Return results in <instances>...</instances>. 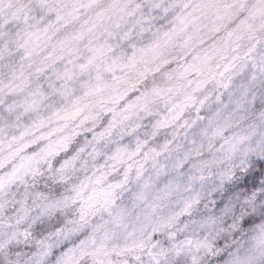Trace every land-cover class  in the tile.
Segmentation results:
<instances>
[{
  "label": "snow or ice",
  "instance_id": "obj_1",
  "mask_svg": "<svg viewBox=\"0 0 264 264\" xmlns=\"http://www.w3.org/2000/svg\"><path fill=\"white\" fill-rule=\"evenodd\" d=\"M128 18L141 31L163 26L148 44H133L130 55L114 52L109 39ZM204 29L209 35L225 32L222 46L211 44L197 52L205 44ZM60 32L62 38L52 43ZM130 36L125 31L120 39ZM241 42H246L242 51ZM177 47L181 55L166 54ZM261 49L264 0H15L10 15L0 10V143L11 149L8 159L18 157L24 167L39 153L54 150V144L40 147V141L53 131H67L56 143L66 147L83 133L79 151L90 147V155L105 161L90 178L93 195L77 217L59 216L51 228L37 226L27 253L0 241V255L34 253L31 264H145L147 256L158 264L157 253L145 252L142 240L115 242L105 223L88 226L89 218L109 208L130 177L140 178L145 163L154 161L149 137L169 127H191L196 121L186 119V113L203 115L208 100L207 94H197L213 81L221 84L219 78L232 72L237 61L255 58ZM45 101L51 109L47 117L20 123L23 114L38 112ZM53 121L56 128L38 134ZM32 145L38 151L27 154ZM261 169L252 173L247 192L257 198H264V165ZM113 175L119 179L105 184ZM9 264H20V259ZM175 264L186 260L178 257ZM191 264H197L195 256Z\"/></svg>",
  "mask_w": 264,
  "mask_h": 264
},
{
  "label": "clouds",
  "instance_id": "obj_2",
  "mask_svg": "<svg viewBox=\"0 0 264 264\" xmlns=\"http://www.w3.org/2000/svg\"><path fill=\"white\" fill-rule=\"evenodd\" d=\"M14 6L15 0H0L5 15ZM159 27L163 26L155 24L151 30L141 31L128 18L109 38L114 52L130 55L133 44H148ZM125 31L131 33L127 41L120 39ZM225 35H209L204 29L205 44L196 51L211 44L222 46ZM62 36L63 32L52 36V43ZM244 47L246 42H241V51ZM166 54L177 56L181 51L177 47ZM219 79L227 87L213 81L197 94H207L208 100L203 115L186 113V119L196 121L191 127H169L158 137H149L153 141L149 147L156 149L154 161L145 163L140 178L133 174L117 191L111 206L89 218L88 226L105 223L115 242L142 240L145 252L157 253L158 264H175L181 256L186 264H191L193 256L197 264H264V198L247 194L252 173L259 174L264 165V49L255 58L237 61L234 70ZM36 83L34 80L29 89ZM55 99L58 104L66 103L63 98ZM50 111L49 101H45L38 112L23 114L20 123L31 124ZM159 111H165L163 106ZM56 127V122H50L38 134ZM67 134L53 131L39 146L51 143L54 150L39 153L24 167L18 157L8 159L11 149L6 142L0 143V241L18 245L27 253L37 226L51 228L59 216L77 217L79 208L93 195L90 178L105 161L90 155V147L79 151L83 133L66 147L56 143ZM165 143L167 148H162ZM36 151L37 145H32L27 154ZM117 179L113 175L105 184ZM116 218L119 223L114 222ZM17 259L20 264H31L34 253L22 258L20 253L0 255V264ZM145 264H153L152 259L145 256Z\"/></svg>",
  "mask_w": 264,
  "mask_h": 264
}]
</instances>
